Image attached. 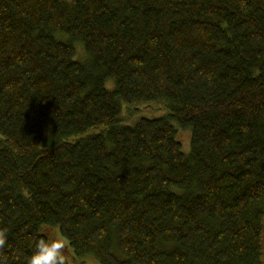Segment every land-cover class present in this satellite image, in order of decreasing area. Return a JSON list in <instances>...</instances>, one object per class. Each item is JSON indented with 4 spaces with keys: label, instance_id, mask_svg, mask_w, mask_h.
<instances>
[{
    "label": "trees",
    "instance_id": "obj_1",
    "mask_svg": "<svg viewBox=\"0 0 264 264\" xmlns=\"http://www.w3.org/2000/svg\"><path fill=\"white\" fill-rule=\"evenodd\" d=\"M51 228L99 264H264V0H0V264Z\"/></svg>",
    "mask_w": 264,
    "mask_h": 264
},
{
    "label": "rangeland",
    "instance_id": "obj_2",
    "mask_svg": "<svg viewBox=\"0 0 264 264\" xmlns=\"http://www.w3.org/2000/svg\"><path fill=\"white\" fill-rule=\"evenodd\" d=\"M84 58V52L81 47H78L76 59H83ZM160 106H149V105H138V107L135 108H124V123L127 125H132L135 123L139 118L146 117V118H154L159 117L162 115L163 110ZM178 138L182 144V149L185 153L189 152L190 149V130L180 128L178 131ZM51 237L57 238L61 237L57 230L54 228L50 229ZM65 255V264H99L98 261L93 258L90 255L76 257L71 249L68 246V243L66 245V248L64 250ZM264 259V255H263Z\"/></svg>",
    "mask_w": 264,
    "mask_h": 264
},
{
    "label": "clouds",
    "instance_id": "obj_3",
    "mask_svg": "<svg viewBox=\"0 0 264 264\" xmlns=\"http://www.w3.org/2000/svg\"><path fill=\"white\" fill-rule=\"evenodd\" d=\"M6 230L0 229V247L6 243ZM67 241L63 237L39 239L36 251L31 255L28 264H65L64 250Z\"/></svg>",
    "mask_w": 264,
    "mask_h": 264
},
{
    "label": "bare ground",
    "instance_id": "obj_4",
    "mask_svg": "<svg viewBox=\"0 0 264 264\" xmlns=\"http://www.w3.org/2000/svg\"><path fill=\"white\" fill-rule=\"evenodd\" d=\"M173 112V111H172Z\"/></svg>",
    "mask_w": 264,
    "mask_h": 264
}]
</instances>
